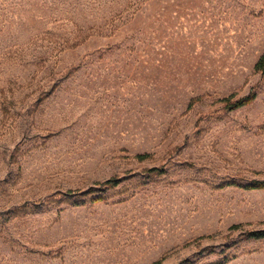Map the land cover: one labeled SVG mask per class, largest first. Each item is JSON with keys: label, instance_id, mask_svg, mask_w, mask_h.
<instances>
[{"label": "rangeland", "instance_id": "rangeland-1", "mask_svg": "<svg viewBox=\"0 0 264 264\" xmlns=\"http://www.w3.org/2000/svg\"><path fill=\"white\" fill-rule=\"evenodd\" d=\"M263 53L264 0H0V264H264Z\"/></svg>", "mask_w": 264, "mask_h": 264}, {"label": "trees", "instance_id": "trees-1", "mask_svg": "<svg viewBox=\"0 0 264 264\" xmlns=\"http://www.w3.org/2000/svg\"><path fill=\"white\" fill-rule=\"evenodd\" d=\"M263 64H264V53L260 56L256 66H257V68L263 67ZM256 95H257L256 92L251 91L248 94L241 96L235 100H231L230 97H225L222 99V101L225 103V106L227 108L235 109V108H238V107H241L243 105L251 103L256 98ZM146 157H147V154H145V153L136 155L137 159H144ZM146 171H148V172H161V169H159V168H148V169H146ZM121 181H122L121 178H119L117 176H112L106 180L96 181L95 184H99V185L107 186V187H115ZM229 185L239 186V187L244 188V189H264V181H260V180L253 181L251 183H247V184H243V185L237 184L234 182H226V183L219 184L218 187H224V186H229ZM67 192H74V190L69 189V190H67ZM103 199H104L103 196L96 195V196H92L90 198V201L96 202V201H100ZM239 226H240L239 224H234L230 228L231 229H237V228H239ZM247 237L248 238H256V239L257 238H264V230L250 231L247 234ZM159 262H160V260H157V261L152 262L151 264H159ZM223 262H224V260L220 261L216 264H222Z\"/></svg>", "mask_w": 264, "mask_h": 264}]
</instances>
